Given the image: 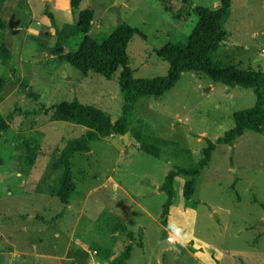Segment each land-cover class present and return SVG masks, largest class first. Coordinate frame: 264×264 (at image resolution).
I'll list each match as a JSON object with an SVG mask.
<instances>
[{
  "label": "rangeland",
  "instance_id": "obj_1",
  "mask_svg": "<svg viewBox=\"0 0 264 264\" xmlns=\"http://www.w3.org/2000/svg\"><path fill=\"white\" fill-rule=\"evenodd\" d=\"M189 1L218 5L217 0ZM0 3L5 23L0 40L10 51L9 64L0 62L4 80L0 114L20 112L0 136V264L103 263L129 242V230L134 240L127 264H264V132L246 130L232 144L217 145L197 179L192 204L186 206L183 200L184 178H175L169 228L163 229L157 219L165 200L162 192L150 199L153 205L159 203L154 219L129 198L142 193L146 197L147 180L161 182L170 164L192 167L206 141L223 136L233 126L234 113L253 106L251 88L186 71L169 91L142 97L126 140L112 135L93 141L91 154L80 152L71 159L78 189L71 199L81 203L80 214H66L57 199L35 194L37 185L28 175L49 166L54 150L86 131L81 125L51 120V108L76 99L103 110L114 122L123 102L117 82L120 70L111 79L95 72L84 76L61 62L59 55L47 59L56 35L43 11L47 8L60 26L72 23L70 0ZM79 8L93 10L89 35L98 41L120 22L141 31L126 49L129 67L140 79L166 75L168 63L157 51L166 43L184 41L197 24L190 4L183 0H80ZM222 28L226 39L211 60L225 67L264 71V0H231ZM80 39L74 38L64 51ZM26 55L41 61L24 62ZM21 80L39 94L38 100L26 98ZM135 131L157 148L158 158L137 149ZM108 176L121 181V186L102 185ZM92 187L99 188L89 192ZM124 189L136 192L128 196ZM116 232L119 237L112 236ZM168 232L180 240L173 242L180 253L166 248L160 261L159 244ZM190 253L200 260L194 261Z\"/></svg>",
  "mask_w": 264,
  "mask_h": 264
},
{
  "label": "trees",
  "instance_id": "obj_2",
  "mask_svg": "<svg viewBox=\"0 0 264 264\" xmlns=\"http://www.w3.org/2000/svg\"><path fill=\"white\" fill-rule=\"evenodd\" d=\"M183 1L190 4L193 14L197 17V24L184 41L166 43L157 51V55L168 63L166 75L141 79L134 77L126 52L132 36L142 35L138 28L120 22L111 33L98 41L89 35L94 12L91 8L80 9V0H70L73 22L63 26L57 23L55 16L47 8L44 9V15L50 21L56 35L55 45L50 53L59 55L84 76L89 72H95L106 79H111L120 70L117 82L123 98L120 115L114 122L103 110L90 104H83L76 99L51 108L53 110L51 120L74 123L86 128L82 135L66 141L61 151L54 154L56 161L53 167L62 168L56 194L62 204H68L76 191L71 171V159L74 154L89 152L93 141L101 140L111 134L122 136L128 133L131 130L137 102L142 97L160 96L169 91L183 72H199L208 76L213 82L251 88L255 94V102L252 107L234 113L233 126L223 136L214 141H206L200 150V158L192 167L183 168L173 164L167 167L163 180L158 186V191L165 195L158 216L159 223L163 227H170L168 216L174 202L173 184L176 177L184 178L182 196L185 205L188 206L187 204H192L197 179L202 170L208 166L211 153L217 145L232 144L234 139L246 130L264 132V71L241 69L235 66L225 67L211 60L212 55L226 39L222 19L231 6V0H217L216 7L193 5L189 0ZM4 24L0 13V29L5 28ZM78 36H81L80 41L65 52L64 48L72 46V40ZM0 58L3 64H9L10 51L4 39L0 40ZM2 86L4 80L0 78V88ZM19 87L26 91V98L34 100L39 98V95L23 80L20 81ZM18 115H20L19 110H13L5 116L0 114V136ZM133 135L135 141L140 144L137 147L139 151L155 158L159 157L157 148L147 144L140 133L135 131ZM133 235V231H127L129 242L116 257L101 264H127L133 247Z\"/></svg>",
  "mask_w": 264,
  "mask_h": 264
},
{
  "label": "crops",
  "instance_id": "obj_3",
  "mask_svg": "<svg viewBox=\"0 0 264 264\" xmlns=\"http://www.w3.org/2000/svg\"><path fill=\"white\" fill-rule=\"evenodd\" d=\"M218 6V5H217ZM49 50V49H48ZM54 55H50V57H48L47 59H52V57H53ZM32 58H34V59H37V61H41V60H39V58H37V56H25V58H24V62L27 60V61H29V59H31L32 60ZM0 62H1V64L2 65H5V64H3V62H2V60H1V58H0ZM61 62H65L64 61V59L63 58H61ZM14 69V68H13ZM15 72V71H14ZM24 82H25V80H23ZM25 83H27V82H25ZM32 88V87H31ZM25 91V90H24ZM37 93V92H36ZM38 94V93H37ZM39 95V94H38ZM39 99V98H38ZM38 99H36V100H38ZM53 112V111H52ZM112 135H115V134H111L110 136H112ZM121 137V136H120ZM122 137H123V135H122ZM127 138H128V136H126ZM41 142L43 143V139L41 138ZM40 142V146H43V144ZM65 143H66V141H65ZM91 145V144H90ZM44 147V146H43ZM137 147V146H136ZM135 147V148H136ZM61 151V149H59V150H54V152L55 153H59ZM54 153V154H55ZM80 153V152H79ZM79 153H76V154H79ZM82 153V152H81ZM87 153H90L91 154V148H90V151L89 152H86V154ZM42 154H44V153H42ZM76 154H74V156L76 155ZM143 154H145V153H143ZM145 155H148V154H145ZM46 156V155H45ZM50 156V155H49ZM73 156V157H74ZM73 157H72V159H73ZM48 158V157H47ZM55 161H56V157L53 155H51V157H50V164H49V166H47L45 169H43V170H40V171H38L36 174L35 173H32V172H28V175L30 176V175H32L34 178H33V180H32V182H34V183H36V185H37V187H36V190L38 191V192H36L35 194H43V195H45V196H47L46 198H48V197H51V198H54L55 200L57 199V196H56V194H57V191H58V188H59V177H60V174H61V171H62V168L61 167H57V168H55V167H53V164L55 163ZM33 161H30L29 162V168H30V164L32 163ZM35 162V161H34ZM36 177V178H35ZM97 178H95V180H96ZM82 180L84 181L85 180V178H82ZM81 180V181H82ZM119 180V179H118ZM163 180V179H162ZM107 182H109L111 185H112V187L114 188V189H116V188H118V187H120L121 185H120V182L119 181H117L114 177H112V176H108L107 177V179L103 182V184L102 185H105ZM162 182V181H161ZM161 182H159V181H149V180H147V183H148V185H149V193H144L145 195H146V197L143 195V193L142 194H138V195H136V199L135 198H133L132 196V193H135L136 191H133V192H127L125 189H124V192H125V194L126 195H128V196H130V195H132V196H130L129 198H130V200L131 201H134V203L136 204V206L138 207V208H140L141 209V211L142 212H144V213H146L147 215H149L150 216V218L152 217L153 219H154V216H155V214H157L158 213V208H159V203L157 202V204L156 205H153L151 202H150V199H153V196L158 192V186L160 185V183ZM23 184H25V183H23ZM33 184V183H32ZM76 184V183H75ZM154 185V186H153ZM99 187H92L90 190H89V192H92V191H94V190H96V189H98ZM154 188H156L154 191H153V189ZM136 189V188H135ZM135 189H133V190H135ZM78 191V189H77V185H76V191L75 192H77ZM71 201H69V203L68 204H66V205H64L63 204V206L67 209V210H65L66 211V214H76V213H79V211H78V209H79V203H81V202H79V201H77V200H74L73 198L72 199H70ZM51 201H54V200H51ZM56 201H59L58 199L56 200ZM171 207H172V205H171ZM171 207H170V209H171ZM122 209L123 210H127L128 209V207L126 206V205H123V207H122ZM170 209H169V213H170ZM80 212H82V211H80ZM159 213H160V211H159ZM159 213L157 214V219H158V216H159ZM80 214V213H79ZM78 214V215H79ZM77 215V216H78ZM151 218V219H152ZM156 218V217H155ZM159 221V220H158ZM168 223H169V220H168ZM170 224V223H169ZM163 227V226H162ZM165 227H163V229H164ZM168 234L169 235H167V236H165V238H167V237H170V240H172V242H176V241H174V238L179 242L180 240L176 237V236H174L172 233H170V232H168ZM56 235H58V234H56ZM117 236V237H119L120 236V234L118 233V232H116V233H114L112 236ZM111 236V237H112ZM72 241V240H71ZM181 243V242H180ZM116 247H117V245H116ZM113 248V247H112ZM191 254V253H190ZM192 255V254H191ZM192 258L194 259V261L196 260L197 262L200 260L198 257H196L195 255H192ZM92 263H93V261H91ZM96 262V263H95ZM94 262V264H101L102 263V261H95Z\"/></svg>",
  "mask_w": 264,
  "mask_h": 264
},
{
  "label": "water",
  "instance_id": "obj_4",
  "mask_svg": "<svg viewBox=\"0 0 264 264\" xmlns=\"http://www.w3.org/2000/svg\"><path fill=\"white\" fill-rule=\"evenodd\" d=\"M13 18V16H12ZM9 26L11 27L12 24L10 23ZM123 138L126 140L127 137L126 135H123ZM166 248H171V249H174L177 251V253H180V250L179 248L170 240V238H165L163 239L160 244H159V248H158V257H159V260L161 261L160 259V255H161V252L166 249Z\"/></svg>",
  "mask_w": 264,
  "mask_h": 264
},
{
  "label": "built area",
  "instance_id": "obj_5",
  "mask_svg": "<svg viewBox=\"0 0 264 264\" xmlns=\"http://www.w3.org/2000/svg\"><path fill=\"white\" fill-rule=\"evenodd\" d=\"M172 241V240H171Z\"/></svg>",
  "mask_w": 264,
  "mask_h": 264
}]
</instances>
